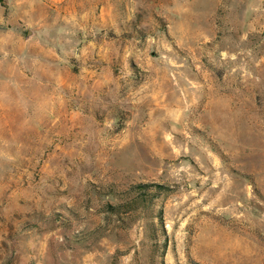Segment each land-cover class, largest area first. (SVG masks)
Instances as JSON below:
<instances>
[{
    "label": "rangeland",
    "instance_id": "1",
    "mask_svg": "<svg viewBox=\"0 0 264 264\" xmlns=\"http://www.w3.org/2000/svg\"><path fill=\"white\" fill-rule=\"evenodd\" d=\"M0 264H264V0H0Z\"/></svg>",
    "mask_w": 264,
    "mask_h": 264
},
{
    "label": "trees",
    "instance_id": "2",
    "mask_svg": "<svg viewBox=\"0 0 264 264\" xmlns=\"http://www.w3.org/2000/svg\"><path fill=\"white\" fill-rule=\"evenodd\" d=\"M152 187H155L157 188V192H160V190L162 189V186L160 185H152V184H140V185H137L136 186V189H138L140 191V196L143 195L142 191L146 188H152ZM142 190V191H141ZM156 194H159V193H156ZM156 197V196H155ZM140 201H139V200ZM152 200V198H133L131 200H126L124 201L123 203H121L119 206H115V207H112L114 210H116V213H128L132 210H134V208H138V205L141 204V203H144V202H148Z\"/></svg>",
    "mask_w": 264,
    "mask_h": 264
}]
</instances>
